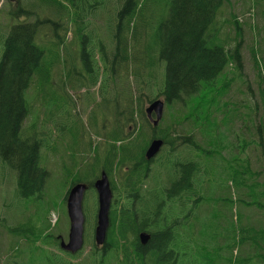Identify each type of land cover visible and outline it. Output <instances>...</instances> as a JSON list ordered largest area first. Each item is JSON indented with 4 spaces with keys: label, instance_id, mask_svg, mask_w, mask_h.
Instances as JSON below:
<instances>
[{
    "label": "rangeland",
    "instance_id": "374dc122",
    "mask_svg": "<svg viewBox=\"0 0 264 264\" xmlns=\"http://www.w3.org/2000/svg\"><path fill=\"white\" fill-rule=\"evenodd\" d=\"M116 1H82L85 9L92 10V13H88L89 25L85 28L89 39L85 41L84 37L73 36L69 31L65 37L66 28L70 27L72 31L75 29V25L67 19L73 13L59 19L57 10L58 8L62 12L65 10L60 7V3L66 5L69 10L68 0H0V59L6 33L12 24L25 18V15L18 16L12 12L17 10L20 2L38 14L34 17L36 20L39 18L46 22L49 19L62 21V26L57 29L61 38L55 36L53 39V30L49 23H46L39 32L37 42L46 46L47 61L57 57L63 60L60 68L52 66L48 72L43 69L41 74L36 75L26 95L31 107L24 120L22 132L25 135L35 134L43 139L41 164L50 172L42 194L30 197L19 195L17 172L0 154L1 264H44L41 259L42 251L31 241H26V235L30 239L34 236L33 228L50 227L48 232L68 240L70 228L66 206L68 188L76 177V169L88 170L86 165L96 157L95 147L104 137L94 126V123L103 122V118L98 116L99 113L104 111L105 119L110 122L116 120V117L111 119L110 116L117 110L115 108L107 110L105 101L98 98L101 96V82L108 77L104 68L109 67L112 59L109 56V60H105L101 52V42L110 50L111 45H114ZM168 2L170 0H147L146 19L150 26L143 31V37L134 43L135 50L141 54V59L128 65L129 80L124 79L123 84L135 86L143 83L142 77L138 78L136 68L146 71L148 80L151 77L149 60H155V55L160 64H163L161 66L163 73L160 72L165 74L166 61L154 53L156 43L153 30L167 16ZM219 18L221 20L225 18V26L218 25L223 37L225 33L237 40H243L241 50L244 54L246 84L238 77L230 89L219 88L225 79L233 75L232 72L236 73V68L231 66L229 76L224 73L214 88L188 99L186 106L166 105L159 121L162 124L177 123L181 126L182 120L189 117L190 121L181 126L187 128V125L197 120L195 126L205 136L204 138H207L209 147L207 150L211 151L210 156L205 157L207 171L195 175V190L184 195L172 189L173 185L168 177L171 172L169 166L160 159L155 161L160 163L155 178L163 185H169L168 189H165L168 195L163 197L156 207L152 203L148 208L147 217L150 223L162 219L159 222L161 228L173 223L175 238L171 246L178 252L176 264H237L235 262L237 250L231 249L230 245L237 243L236 249L242 248L239 228L244 223L243 211L256 214L258 218L255 222L262 225L260 216L264 209L259 203H264V197L257 196L259 194L250 198L242 196L239 177L242 179L246 164H252L253 170L259 168L258 165L264 167V139L254 136L258 123L264 121V90L261 93V86L258 84L261 72L264 86V0H227L223 14ZM235 18L239 21L238 25ZM211 30H214L213 26ZM60 39L63 40V44L57 47ZM84 45L91 51L85 60L81 56ZM89 68L93 71L90 72ZM124 73L122 78L125 77ZM89 74L92 76L98 74V82L95 85L87 78ZM161 77L162 75L159 81H162ZM110 78L112 79V76ZM161 86H164V81L161 82ZM150 103L145 102L144 107ZM226 103L228 106H225ZM207 126L216 129L217 136L212 135L211 145L210 127ZM246 143L248 147L245 148L247 149L245 153L241 145ZM193 151L194 156L202 153L197 151V148ZM151 167L152 173L153 163ZM161 168H166L167 171V174L163 171L165 178L167 177L164 180L159 177ZM151 176L154 177V174ZM257 183L256 193L263 190L262 184L259 181ZM86 190L82 204L86 218L85 252L79 257L82 264H84L82 259L92 249V246L86 243L87 236L94 233L93 229L97 223L95 217L97 193L95 189ZM160 194L163 195L164 192L161 191ZM246 200H256L259 203L249 206ZM49 249L51 253H56L57 257H67L66 253L61 251L63 250L61 244L49 246ZM163 252L162 259L165 262ZM147 264H155V261L149 259Z\"/></svg>",
    "mask_w": 264,
    "mask_h": 264
},
{
    "label": "trees",
    "instance_id": "16d2710c",
    "mask_svg": "<svg viewBox=\"0 0 264 264\" xmlns=\"http://www.w3.org/2000/svg\"><path fill=\"white\" fill-rule=\"evenodd\" d=\"M68 1L70 3L69 10L66 5L61 3L60 7L65 10L63 12L60 8L57 10L59 19L68 13H73L67 19L68 22L75 25V29L72 31L70 27L66 28L65 37L69 31L73 36L84 37V40L88 41L89 37L85 28L89 25L87 17L88 13H92V10L85 9L82 4L83 0ZM226 1L170 0L167 16L153 30L156 43L154 53L166 61L165 74H162L161 66L163 64H160L155 55V60H149L151 77L148 80H146V71L143 72L136 68L138 78L142 77L143 83L135 86L123 84L125 83L123 80H129L128 65L141 59V54L135 50L134 43L143 37V31L145 32V28L150 26L146 19L147 0L116 1L114 45H111L112 49L110 50L101 42V52L105 60L108 61L109 56L112 57L109 67L104 68V72L108 73L109 78L107 77L104 82H101V94L104 97L105 108L117 110L115 113L116 135H113L115 130L113 133L109 130L111 124L109 120L94 123L95 130H105L101 132L104 142H98L96 145L94 150L96 157L86 165L88 170L76 169V177L72 180L67 193L78 182L89 185L87 189H95L93 184L98 177L96 175H99L103 169L109 174L113 188H116L119 179V184L122 187V190L120 188L121 192L137 197V202L140 205L145 204L150 207L153 203L156 207V204L161 200L158 198L160 190L156 185L157 181H155V190L149 199L141 191L144 189L145 181L151 176L152 169L145 152L149 143L155 138L164 141L160 152L163 158L161 162L171 169L168 177L173 185L172 189L182 195L195 190V175L207 171L204 163L205 157L211 154V151L207 150L209 149L207 138H204L205 136L195 126L197 120L192 121L191 125H187V128L181 126L186 121H190L189 117L182 120L181 126L177 123L162 124V122L154 125L146 116L144 104L147 101L152 103V101L162 98L165 106H186L188 99L214 88L224 73L229 76L231 66L236 68V73L232 72L233 75L225 79L222 87L219 88L230 89L238 77L242 83L246 84L244 54L241 50L243 40H237L225 33L223 37L218 26H225V18L221 20L219 17L223 14ZM12 12L18 16L25 15V18L12 24L6 33L0 59V154L2 159L17 172L18 194L22 197L39 196L44 190L45 181H47L50 172L41 164L43 139L35 134H23L24 120H26L30 111L29 107H31L26 95L34 77L41 74L43 69L48 72L52 66L60 68L63 65V60L60 57L47 61L45 58L46 46L37 42L39 32L46 23H49L53 30V39L55 36L61 38L57 29L62 26V21L49 19L46 22L39 18L36 20L34 17L38 14L31 7L23 6L20 2L17 10ZM235 23L239 24L237 18H235ZM212 26L214 30H211ZM61 44H63V40L60 39L56 45L60 47ZM90 53L91 51L84 45L81 55L83 59L85 60ZM255 60L258 64L256 57ZM89 71L92 72L93 69L89 68ZM123 73L125 74L124 78H122ZM260 73L258 84L261 86L262 93L264 86ZM161 75L164 86H161L162 81H159ZM156 76L158 79L155 78ZM87 78L92 85H95L99 77L98 74L94 76L89 74ZM248 87L251 89L250 85ZM110 90L114 91L112 98ZM225 106L228 104L226 103ZM258 124L254 136L264 139V121H260ZM209 127L207 126V128ZM210 132L209 143L211 145L212 135L213 137L216 135V129L210 127ZM241 146V149L246 153L247 143ZM196 148L202 153L194 156L193 150ZM109 152L114 153L112 158L108 155ZM106 156L108 159L105 158ZM159 164H156L155 172L158 171ZM257 167L259 168L253 170L252 164L245 165L242 179L239 177V187L243 190L242 196L250 198L259 194L257 196L264 197V167L259 165ZM160 171L167 174L166 168H161ZM258 181L262 184L263 190L256 193L258 190H255V185H258ZM131 202V199L119 200L118 204H122L120 222L116 220L118 206L111 211V228H109L108 241H106V244L110 245L109 248L99 251L93 234L87 236L86 243L90 244L92 249L82 259L84 264L86 262L89 264H125L126 262L128 264H146L149 259L158 264V248H153L147 258L144 254L135 253L131 249L132 245L136 244L135 227L138 225V220L129 216ZM245 202L249 206L259 203L256 200H246ZM259 205L264 209V203L261 202ZM261 212L263 213L260 216L262 225H259L255 222L258 218L256 214L243 211L244 223L239 228L241 232L239 240L242 248L236 249L237 243L230 245L231 249L237 250L235 261L237 264H264V211ZM130 226L133 228L132 233L129 230ZM165 227V229L152 232L150 244L165 245V262L159 264H176L178 252L171 246L175 238L173 223ZM49 228H33L32 239L26 235V241H31L38 250L42 251L43 263L82 264L79 257L84 254V247L76 253H70L61 247L63 249L61 251L66 253L67 257H57L56 253H51L49 246H58L63 236L51 234L48 232ZM138 249L141 250L142 246L138 245Z\"/></svg>",
    "mask_w": 264,
    "mask_h": 264
},
{
    "label": "water",
    "instance_id": "95a60500",
    "mask_svg": "<svg viewBox=\"0 0 264 264\" xmlns=\"http://www.w3.org/2000/svg\"><path fill=\"white\" fill-rule=\"evenodd\" d=\"M165 103L164 100L159 98L150 103L146 108L145 112L150 116L153 112L155 118L153 120L154 125H157L162 118L164 113ZM164 145V141L161 139H154L149 145L146 156L147 158L155 157L158 152L161 151ZM109 177L105 172L102 173L101 177L96 179L94 185L96 192H98V212H97V223L94 230V240L97 244H104L107 240V231L110 226V209L112 201V188ZM87 189L86 183L78 182L74 184L67 196V209L70 220V228L68 234V240L61 239V247L70 252L76 253L81 250L85 243V213L83 209L84 195ZM142 243H146L149 239V234L141 233Z\"/></svg>",
    "mask_w": 264,
    "mask_h": 264
},
{
    "label": "flooded vegetation",
    "instance_id": "af4514ba",
    "mask_svg": "<svg viewBox=\"0 0 264 264\" xmlns=\"http://www.w3.org/2000/svg\"><path fill=\"white\" fill-rule=\"evenodd\" d=\"M100 93V92H99ZM110 93H111V98H112V95H113V93H114V91H112V90H110ZM98 98L100 99V101H103L104 100V97H103V94H101V96H98ZM146 108V107H145ZM104 114H106L104 111H103V113L101 112V113H99V115L98 116H100V118H103V122L106 120L105 118V116H104ZM155 113L153 112L150 116H148V115H146V116H148V118H149V120L150 121H152L153 122V120H154V118H155V115H154ZM112 115V114H111ZM111 117V119L112 118H115V114L114 115H112V116H110ZM110 122V121H109ZM102 123V122H101ZM111 124L109 125V127H110V131L113 133V131L115 130V132L113 133V135H116V120L114 121V122H110ZM154 124V123H153ZM158 125V124H157ZM101 131L100 132H104L105 130H102V129H100ZM102 139H103V137H102ZM155 139H158V138H155ZM104 140V139H103ZM102 140V142H104ZM154 140V139H153ZM152 140V141H153ZM151 141V142H152ZM151 142L149 143V145L151 144ZM149 145H148V147H149ZM148 147H147V149H148ZM147 149H146V152H147ZM162 150V149H161ZM161 152V151H160ZM160 152H158V154L155 156V157H153V158H147V156H146V158L148 159V160H150V166H151V164L153 163V168H155V166H156V164H158V163H156L155 161L157 160V159H160V160H163V158H162V156H161V153ZM108 155L110 156V158H112L113 156H114V153L113 152H109L108 153ZM105 158H107L108 159V156H106ZM103 172H105L106 174H107V176L110 178V176H109V174L105 171V170H101L100 171V173H99V175L97 174L96 176H98L97 177V179L99 178V177H101V175H102V173ZM158 172V171H157ZM157 172H155V170L153 169V172L151 173V175L152 174H154V177H155V175H156V173ZM160 173H161V175L159 176L160 177V179L161 180H164L165 179V176H164V173H163V171H160ZM108 178V179H109ZM118 179V178H117ZM110 180V183H111V179H109ZM95 181H96V179H95ZM94 181V182H95ZM155 181H157L156 179H154L152 176H149L148 177V179L145 181V183H144V189H142L141 191H143V193L145 194V197H148V199L150 198V196H151V193L155 190ZM87 185V184H86ZM94 185V184H93ZM156 185H158L157 187L159 188V196H158V198L159 199H162L163 197H165L166 195H168V192H166V188L168 189V187H169V185L167 186V185H163L161 182H158L157 181V184ZM87 186H89V185H87ZM95 186V185H94ZM111 188H112V201H111V209H110V215H109V217L111 216V211L114 209V208H116V206H118V208H117V211H116V220H117V222H120L121 221V218H122V204H118V202H119V200H121V201H127L128 199H131V206L129 207V216L131 217V218H135V219H137L138 220V225H137V227H135L136 229H135V236L137 237V239H136V244L135 245H132V247H131V249H132V251H135V253L136 252H139V253H142V254H144L145 256H146V258L149 256V253H150V251H152V249L153 248H158V251H157V256H158V258H159V260H158V264L159 263H164V260L162 259V252L163 251H165V245H161V246H156V245H151L150 244V242H151V240L150 239H152V236H153V231L154 230H162V229H165L166 227L165 226H163L162 228L161 227H159L160 225H159V222L162 220V219H158L155 223H150L149 221H148V217H147V214L149 213V210H148V208L149 207H147L145 204H143V205H140L137 201V197H135L134 195H132V194H129V195H125L123 192H121V190H122V187L120 186V184H119V179L117 180V186H116V188H113V186H112V184H111ZM120 188H121V190H120ZM120 190V191H119ZM87 191V190H86ZM97 190H96V188H95V192H96ZM164 192V194L162 195V194H160V192ZM157 192V191H156ZM97 193V211H96V214H97V212H98V192H96ZM96 217V216H95ZM96 222H97V217H96ZM144 223H146L145 224V227H143V224ZM95 227H96V225H95ZM109 228H111V217H110V226H109ZM109 228H107L108 229V231H107V240L106 241H108V233L110 232V229ZM129 230L131 231V233H132V231H133V228H132V226H130L129 227ZM143 232H145V233H147V234H149V239H147L148 241L146 242V243H142V241H141V238H140V236H141V233H143ZM153 232V233H152ZM134 236V235H133ZM105 241V243L104 244H98V250L99 251H103L105 248H109L110 247V245L108 244H106L107 242ZM138 245H141L142 246V249L141 250H139L138 249ZM164 253V252H163ZM148 261V260H147ZM147 261H146V264H147ZM125 264H128L127 262L125 263Z\"/></svg>",
    "mask_w": 264,
    "mask_h": 264
},
{
    "label": "clouds",
    "instance_id": "9594fccd",
    "mask_svg": "<svg viewBox=\"0 0 264 264\" xmlns=\"http://www.w3.org/2000/svg\"><path fill=\"white\" fill-rule=\"evenodd\" d=\"M159 124V123H158ZM163 148V147H162ZM62 239V238H61ZM93 239H94V233H93Z\"/></svg>",
    "mask_w": 264,
    "mask_h": 264
}]
</instances>
